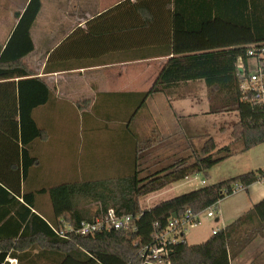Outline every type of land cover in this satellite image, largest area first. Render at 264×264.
Here are the masks:
<instances>
[{
	"label": "trees",
	"instance_id": "1",
	"mask_svg": "<svg viewBox=\"0 0 264 264\" xmlns=\"http://www.w3.org/2000/svg\"><path fill=\"white\" fill-rule=\"evenodd\" d=\"M167 4L170 57L150 89L138 96L171 94L185 84L203 81L209 113L237 112L232 141L217 147L212 136L203 134L199 153L163 156L171 137L154 131L136 139L125 171L115 178L25 190L40 165L36 149L48 136L40 125L41 113L53 94L25 60L34 49L30 30L41 8V0H28L23 11L14 13L17 22L0 46V264H10L11 259L17 264H141L140 250L155 242L174 213L180 216L188 209L199 213L225 198L235 184L247 191L264 175L263 169L247 171L141 207V197L172 181L195 173L208 176L214 165L234 154L235 144L246 151L264 142V108L253 103L251 92L241 90L236 75L238 58L247 61L251 48L264 47V0H168ZM140 11L144 24L154 22L153 12L145 13L143 7ZM81 31L76 29L52 51L46 72L70 68L71 63L66 68L54 65L63 64L56 60L68 55ZM39 195L48 196L52 215L45 214L46 205ZM86 199L99 203L103 210L111 206L119 215H134L135 227L59 236L52 226H58L61 219L77 227L100 213L85 207ZM258 236H264V198L205 241L169 244L164 260L170 264H232Z\"/></svg>",
	"mask_w": 264,
	"mask_h": 264
},
{
	"label": "rangeland",
	"instance_id": "2",
	"mask_svg": "<svg viewBox=\"0 0 264 264\" xmlns=\"http://www.w3.org/2000/svg\"><path fill=\"white\" fill-rule=\"evenodd\" d=\"M25 1L0 0V43L4 41L3 38L7 35L12 24L11 10L22 8ZM253 62L254 59L250 58V64ZM85 100L89 102H84ZM104 102V99L99 97L95 106L89 107L90 100L83 98L77 102V107L65 105L59 109H43L40 125H43L48 136L37 146L36 154L40 159V165L37 168L36 177L32 175L31 180H28L25 185V190L38 189L42 186L51 187L64 182L115 178L123 174L125 171L123 168L113 165L116 161L115 158L124 153L119 149H129V152H133L132 144L136 143V139L150 136L154 132L153 125L156 121L165 119L169 127L171 124L174 127L170 143L163 148L162 155L169 156L179 152V156H187L189 153L200 152L204 143L203 134L212 136L217 147L230 143L232 141V126L238 119L237 112L234 111L228 113L208 112L207 87L203 81L185 84L171 94L160 92L147 98L134 96L130 99L120 98L112 103ZM105 124L110 129L112 138L109 140L108 137L104 136L103 138L102 136ZM139 124L141 126L137 128ZM120 129L125 130L126 134L124 131L121 135ZM51 139L53 140L51 141ZM105 139L109 141L108 144L100 143ZM94 141H97L98 144H93ZM240 146V144H235L233 146L234 154L214 165L209 170L208 176L197 173L196 180L193 176H189L190 179L182 178L172 181L161 190L141 197V207L149 208L159 201L199 188L203 186L200 182L202 179L206 180V185H208L247 171L264 170V142L246 151H241ZM48 147H50V152L43 153ZM103 148L109 150L111 157V166L107 167L108 169H105L108 161L103 156L105 154ZM183 148H188L189 151H185ZM147 149L149 147L144 150ZM143 151L140 154L144 153ZM93 154L95 163L91 168L90 161L92 159L90 156ZM125 155L127 156L126 152ZM244 195V191L237 192L229 198L226 197L228 199L225 203H239L241 206ZM39 201L46 205L44 207L45 214L52 215L48 196L39 195ZM83 202L84 206L89 208L92 213L97 209L98 203L95 201L86 199ZM216 210L214 211L216 212ZM205 218L206 216L202 217L201 224L186 225L185 231L188 236L195 234L196 238L201 236L203 229H207V224H211V220L207 221ZM250 263L264 264V236L256 237L239 256L232 260V264ZM38 264L52 263L46 261Z\"/></svg>",
	"mask_w": 264,
	"mask_h": 264
},
{
	"label": "crops",
	"instance_id": "3",
	"mask_svg": "<svg viewBox=\"0 0 264 264\" xmlns=\"http://www.w3.org/2000/svg\"><path fill=\"white\" fill-rule=\"evenodd\" d=\"M167 1L41 0V8L30 30L34 49L26 55L25 60L53 91L50 101L43 109H59L65 105L77 107V102L83 98H88L89 107H93L99 97L104 99V103H112L120 98L139 97L138 95L148 91L170 57ZM27 2L28 0L22 8L11 10L12 24L0 46L5 45L17 22L14 13L23 11ZM141 7L145 13L153 12V23L144 24ZM99 15L102 16L95 20ZM76 29L83 30L80 37L72 43L66 57L56 60L63 64L54 65L66 68L71 63L70 68L46 72L45 66L52 51ZM166 121H156L153 127L161 137L169 138L174 127L172 124L169 127ZM140 126L141 124L137 128ZM103 127V138L105 136L108 140L111 139L110 129L106 124ZM124 131L120 129L121 135ZM104 142L109 141L105 139L100 143ZM93 144L98 143L94 141ZM50 147L43 153L50 152ZM104 150L103 156L108 161L105 169H108L111 157L109 150L103 148ZM119 150L124 153L115 158L113 165L125 169V162H128L132 152L129 149ZM90 157L92 168L95 156L93 154ZM243 191L245 197L241 206L239 203H225L232 195L226 196L228 198L219 201L216 212L206 217L207 221L211 220V224H207V229H203L201 236H188L185 231L186 241L189 244L205 241L213 234L214 229L225 227L264 198V184L260 181ZM10 264H17V260L11 259Z\"/></svg>",
	"mask_w": 264,
	"mask_h": 264
},
{
	"label": "built area",
	"instance_id": "4",
	"mask_svg": "<svg viewBox=\"0 0 264 264\" xmlns=\"http://www.w3.org/2000/svg\"><path fill=\"white\" fill-rule=\"evenodd\" d=\"M249 57L245 61L242 57L238 58L236 75L239 81L241 90L252 93L253 103L259 104L264 108V47L251 48L248 51ZM250 58L254 62L250 64ZM198 178L197 173L186 176V179ZM192 178V179H193ZM264 183V175L259 180ZM202 184L206 180H201ZM245 190L242 184H235L230 192H225L226 196L236 194ZM220 201V200H219ZM219 201L207 209L194 213L191 209L185 211L182 215L169 217L166 228L157 233L155 242L145 245L140 250L141 264H170L164 260L167 255L168 245L183 241L185 239V227L188 224L198 225L201 223L202 217H210L214 214ZM99 214L93 220H82L77 227H73L70 223L64 222L62 219L56 227L52 226L54 231L61 237H66L69 232H76L82 235L93 234L97 231L109 229H130L135 227V216L132 214L119 215L114 207H108L103 210L100 204H97ZM218 229H214L215 233Z\"/></svg>",
	"mask_w": 264,
	"mask_h": 264
},
{
	"label": "water",
	"instance_id": "5",
	"mask_svg": "<svg viewBox=\"0 0 264 264\" xmlns=\"http://www.w3.org/2000/svg\"><path fill=\"white\" fill-rule=\"evenodd\" d=\"M173 216H174V217H176V216H177V214H176V213H174V214H173Z\"/></svg>",
	"mask_w": 264,
	"mask_h": 264
}]
</instances>
